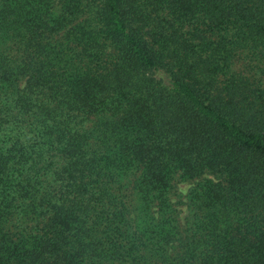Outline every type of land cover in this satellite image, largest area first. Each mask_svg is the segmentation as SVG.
<instances>
[{
  "label": "trees",
  "instance_id": "16d2710c",
  "mask_svg": "<svg viewBox=\"0 0 264 264\" xmlns=\"http://www.w3.org/2000/svg\"><path fill=\"white\" fill-rule=\"evenodd\" d=\"M0 264H264V0H0Z\"/></svg>",
  "mask_w": 264,
  "mask_h": 264
},
{
  "label": "rangeland",
  "instance_id": "374dc122",
  "mask_svg": "<svg viewBox=\"0 0 264 264\" xmlns=\"http://www.w3.org/2000/svg\"><path fill=\"white\" fill-rule=\"evenodd\" d=\"M187 188H188V184H181V185H180V189H181V191H182L183 193L186 192Z\"/></svg>",
  "mask_w": 264,
  "mask_h": 264
}]
</instances>
